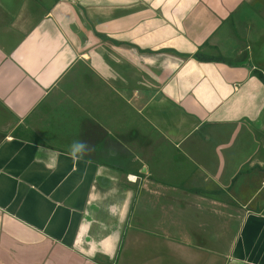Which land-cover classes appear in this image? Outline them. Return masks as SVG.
<instances>
[{
    "label": "crops",
    "instance_id": "obj_1",
    "mask_svg": "<svg viewBox=\"0 0 264 264\" xmlns=\"http://www.w3.org/2000/svg\"><path fill=\"white\" fill-rule=\"evenodd\" d=\"M0 264H264V0H0Z\"/></svg>",
    "mask_w": 264,
    "mask_h": 264
},
{
    "label": "clouds",
    "instance_id": "obj_2",
    "mask_svg": "<svg viewBox=\"0 0 264 264\" xmlns=\"http://www.w3.org/2000/svg\"><path fill=\"white\" fill-rule=\"evenodd\" d=\"M91 148L83 141H74L68 150V155L73 161L81 159L86 153H89Z\"/></svg>",
    "mask_w": 264,
    "mask_h": 264
},
{
    "label": "built area",
    "instance_id": "obj_3",
    "mask_svg": "<svg viewBox=\"0 0 264 264\" xmlns=\"http://www.w3.org/2000/svg\"><path fill=\"white\" fill-rule=\"evenodd\" d=\"M126 177H127V178L129 177V178L133 179V181H134V178H135L134 175H130V174H127ZM133 181H132V182H133Z\"/></svg>",
    "mask_w": 264,
    "mask_h": 264
},
{
    "label": "rangeland",
    "instance_id": "obj_4",
    "mask_svg": "<svg viewBox=\"0 0 264 264\" xmlns=\"http://www.w3.org/2000/svg\"><path fill=\"white\" fill-rule=\"evenodd\" d=\"M183 185H184V184H183ZM186 185H187V184H186ZM181 186H182V185H181ZM189 186H191V185H189ZM189 186H188V187H189ZM183 190H184V188H183ZM184 201H185V200H184ZM185 202H186V201H185ZM186 205H187V204H186ZM186 205H185V206H186ZM187 206L190 207L191 205H189V203H188ZM188 207H187V208H188Z\"/></svg>",
    "mask_w": 264,
    "mask_h": 264
},
{
    "label": "trees",
    "instance_id": "obj_5",
    "mask_svg": "<svg viewBox=\"0 0 264 264\" xmlns=\"http://www.w3.org/2000/svg\"><path fill=\"white\" fill-rule=\"evenodd\" d=\"M194 57L200 58V56L197 53H194Z\"/></svg>",
    "mask_w": 264,
    "mask_h": 264
},
{
    "label": "bare ground",
    "instance_id": "obj_6",
    "mask_svg": "<svg viewBox=\"0 0 264 264\" xmlns=\"http://www.w3.org/2000/svg\"><path fill=\"white\" fill-rule=\"evenodd\" d=\"M130 180H133V179H130Z\"/></svg>",
    "mask_w": 264,
    "mask_h": 264
}]
</instances>
